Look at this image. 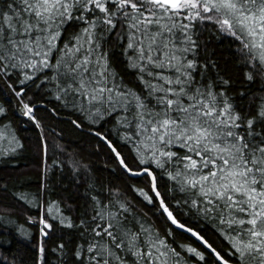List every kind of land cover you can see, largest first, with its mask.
<instances>
[{"label": "snow or ice", "instance_id": "obj_1", "mask_svg": "<svg viewBox=\"0 0 264 264\" xmlns=\"http://www.w3.org/2000/svg\"><path fill=\"white\" fill-rule=\"evenodd\" d=\"M17 121L41 183L0 174V198L38 235L15 229L27 260L0 237V264H264V0H0L5 163L31 139ZM60 124L106 149L109 178Z\"/></svg>", "mask_w": 264, "mask_h": 264}, {"label": "trees", "instance_id": "obj_2", "mask_svg": "<svg viewBox=\"0 0 264 264\" xmlns=\"http://www.w3.org/2000/svg\"><path fill=\"white\" fill-rule=\"evenodd\" d=\"M227 55V53H225ZM64 129V140L63 143L67 146L70 152H75L78 159L88 163L93 170L103 179L109 178V173L104 171V165L107 160L106 149L101 146V149H97V140L87 134V131L80 132L73 129L68 124L57 125ZM17 127L19 128V134L22 137H30V140H25V149L23 152L18 153L15 157L14 163H5L0 160V174L11 173V179L9 180V186L12 187L13 181H15V187L13 191L20 190L26 192H35L41 183V158L36 155L35 143L38 133L31 127L26 126L22 122L17 121ZM51 145H50V158L48 163L51 164ZM50 175L49 183L53 186L52 197L55 198L59 193L60 187L68 183L70 173L68 177L59 176V172L56 171V175ZM57 180L62 183H57ZM29 214L35 216L38 215L36 209H30ZM17 221L15 225H9V231L11 235L5 234L0 229V237L4 239H11L10 245H5L4 250L6 255L13 253L25 256L30 255L29 248L31 245L24 240L23 237L17 235L15 229L18 225H23L26 229H30L34 235H38V225L33 226L28 223L27 215L23 207L16 203L9 195L7 197L0 198V216H8ZM2 223V222H0ZM30 264V262H27Z\"/></svg>", "mask_w": 264, "mask_h": 264}]
</instances>
